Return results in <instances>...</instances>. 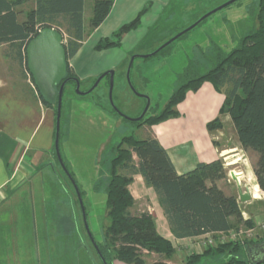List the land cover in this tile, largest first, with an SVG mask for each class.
Returning <instances> with one entry per match:
<instances>
[{
	"label": "rangeland",
	"instance_id": "obj_1",
	"mask_svg": "<svg viewBox=\"0 0 264 264\" xmlns=\"http://www.w3.org/2000/svg\"><path fill=\"white\" fill-rule=\"evenodd\" d=\"M96 1L86 0V27L90 25ZM229 1L172 0L134 51L121 50V44L117 54L109 52L112 55L108 60L120 59L114 61V68L103 72L114 71L111 98L108 77L96 85L103 73L92 79L81 81L78 78L81 94L73 85L68 86L60 122V153L64 166L54 151L52 161L46 162L0 207V264H103L93 242L103 240L108 225L106 186L111 150L126 136L145 139L149 129L148 126L138 128L129 119L138 118L148 100L151 107L148 114L165 107L180 85L179 76L188 59L198 47H216L229 53L243 37L256 30L260 0H238L210 15L159 54L136 58L128 78L131 59L152 54L198 19ZM33 8L34 0H24L19 7L21 20ZM60 29L68 41L66 30ZM25 77L32 87L26 74ZM220 141L238 143L233 130H226ZM250 160L249 155L246 162L245 159L239 162L241 165L236 171L243 172L244 176L242 173L236 175L243 192L249 189L255 199H261L251 209L258 206L263 209L264 192L256 184ZM146 210L135 206L132 213L139 215ZM263 233L261 229L256 231L259 238L255 242L264 240ZM216 242L229 240L217 238ZM143 253L146 264L162 260L156 254ZM226 254L209 253L196 264H221L230 259Z\"/></svg>",
	"mask_w": 264,
	"mask_h": 264
},
{
	"label": "trees",
	"instance_id": "obj_2",
	"mask_svg": "<svg viewBox=\"0 0 264 264\" xmlns=\"http://www.w3.org/2000/svg\"><path fill=\"white\" fill-rule=\"evenodd\" d=\"M23 4L24 0H0V46H9V56L27 75L29 44L43 30H56L63 37L67 54V78H77L69 61L85 40L84 0H35L34 8L21 20L19 7ZM112 7L113 0H97L94 3L91 30L104 22ZM149 9V5L145 6L132 22L121 27L111 38L100 40L95 49L119 48L123 36L140 26L143 15ZM257 21L258 28L243 37L229 53L216 47H198L188 59L179 76L180 85L165 107L148 114L150 107L145 118L135 123L138 128L152 127L177 118V108L185 101L188 92H197L204 83H210L225 96L220 112L230 115L239 143L243 149L257 154L253 173L258 188L264 192V0L259 2ZM61 27L69 35L68 41H65ZM69 85L65 87L63 101ZM36 90L43 104L53 108L56 113L57 103L47 104ZM220 128L222 124L218 118L207 125L210 132ZM111 151L106 186L108 225L103 240L93 242L101 261L103 259L106 264H114L115 261L146 264L144 251L162 259L154 264H168L166 261L175 254L172 243L157 232L154 218L147 210L139 215L132 213L135 200L129 186L136 174L141 175L147 187L153 188L158 195L171 231L179 239L214 234L217 240L219 233L237 230L242 225H254L253 220L243 218L237 198L226 195L217 185L227 177L222 159L200 163L192 171L179 175L167 151L150 135L143 140L133 135L126 136ZM54 155L57 158L56 152ZM69 176L73 178L72 173ZM232 219L235 221L232 222ZM252 243L216 242L203 255L189 256L187 264H196L201 257L214 252L230 256L221 264H248L244 249Z\"/></svg>",
	"mask_w": 264,
	"mask_h": 264
},
{
	"label": "crops",
	"instance_id": "obj_3",
	"mask_svg": "<svg viewBox=\"0 0 264 264\" xmlns=\"http://www.w3.org/2000/svg\"><path fill=\"white\" fill-rule=\"evenodd\" d=\"M171 2L172 0H113L110 14L98 28L91 30L90 25L86 27L84 21L87 40H84L83 46L69 61L76 77L81 81L92 79L105 70L114 68V61L119 62L120 59L108 60L112 55L109 52L115 55L119 48L97 51L95 47L99 41L111 38L149 5L150 9L143 15L140 26L126 33L121 41V50L134 51L149 30L155 27L165 7ZM85 7L86 0L84 11ZM9 49L6 44L0 46V207L46 162L52 161L55 151L56 113L53 108L44 105L38 93L28 85L23 69L9 56ZM87 69L90 71L86 72ZM224 100L222 93L217 92L210 83H204L197 92H188L185 101L177 108V118L147 127L149 129L146 135L160 142L179 175L192 171L200 163L222 159L229 174L217 182V185L226 195L237 198L243 218L253 220L252 227L256 228L264 222V208L258 206L251 209V206L261 199L252 197L247 203L241 202L238 183L231 177V172L242 173L244 176L243 172H237L236 169L241 165L239 162L244 159L246 162L250 155L253 173L257 154L243 149L239 140L238 143H221L220 139L225 136L226 130H233L237 137L230 115L220 112ZM217 118L220 119L222 128L210 132L207 125ZM129 190L136 208H147L154 218L157 232L172 243L175 254L166 263L187 264L189 256L203 255L208 250L202 246V240L208 236L214 237V234L183 239L173 234L158 195L153 188L147 187L141 175L133 176ZM263 241L253 242L252 245ZM252 245L245 248L248 264L252 263L248 260L247 249ZM114 264L125 263L115 261Z\"/></svg>",
	"mask_w": 264,
	"mask_h": 264
},
{
	"label": "water",
	"instance_id": "obj_4",
	"mask_svg": "<svg viewBox=\"0 0 264 264\" xmlns=\"http://www.w3.org/2000/svg\"><path fill=\"white\" fill-rule=\"evenodd\" d=\"M238 0H231L228 3H225L221 7L207 13L202 18H200L196 23L182 31L174 38L170 39L167 43L162 45V47L150 55L144 56H134L131 59V63L128 67V78L133 65V62L136 58H148L150 56L156 55L161 49L167 47L172 42L195 28L200 22L208 18L210 15L214 14L218 10L236 2ZM27 57H28V69L30 74L34 78L35 86L38 89L41 96L44 98L47 104L54 105L57 103V112H56V132H55V152L58 161L62 166H64L61 153H60V122H61V114H62V101L63 94L67 83L73 81L76 84V92L79 91V79L78 78H67V54L63 45V37L62 35L53 29H45L43 30L39 36L34 39L28 46L27 49ZM106 76L110 77V98L112 96L113 91V77L114 71H107L103 73L99 79L97 80L96 85L100 83V81ZM58 86L59 89L57 88ZM150 108V101L148 100L147 106L144 109L143 113L135 119H129L133 122L141 121ZM231 177L238 183V193L241 202L247 203L253 197L251 191L248 189L243 192L241 188V183L239 180V176L236 173L231 172ZM86 223V222H85ZM87 227V225H86ZM264 248V241L252 245L247 249L248 260L252 264H259L264 262V250L260 249ZM103 263L105 261L102 259Z\"/></svg>",
	"mask_w": 264,
	"mask_h": 264
},
{
	"label": "built area",
	"instance_id": "obj_5",
	"mask_svg": "<svg viewBox=\"0 0 264 264\" xmlns=\"http://www.w3.org/2000/svg\"><path fill=\"white\" fill-rule=\"evenodd\" d=\"M27 77L29 84L32 86L34 91H36L35 84L32 81V77L29 72H27ZM262 230L264 232V222L259 224L256 228L254 227H246V226H240L237 230H232L227 233H219L220 238L228 239L231 242H241L244 243L245 241H252L255 242L259 238V235L256 234V231ZM209 235V234H208ZM202 246L203 247H214L216 245V241L214 237L208 236L207 238H204L202 240Z\"/></svg>",
	"mask_w": 264,
	"mask_h": 264
},
{
	"label": "flooded vegetation",
	"instance_id": "obj_6",
	"mask_svg": "<svg viewBox=\"0 0 264 264\" xmlns=\"http://www.w3.org/2000/svg\"><path fill=\"white\" fill-rule=\"evenodd\" d=\"M106 77H108L109 80H110V77H109V76H106ZM69 84H70V85H73V84H74V86H75V88H76V84H75V82L71 81V82L67 83V85H69ZM67 85H66V87H67ZM147 113H148V112H147ZM147 113H146V115H147ZM141 114H142V113H141ZM146 115H145V116H146ZM145 116H144V118H145ZM144 118H143V119H144ZM143 119H142V120H143ZM139 122H140V121H139ZM260 250L263 251L264 248H263V249H260Z\"/></svg>",
	"mask_w": 264,
	"mask_h": 264
}]
</instances>
